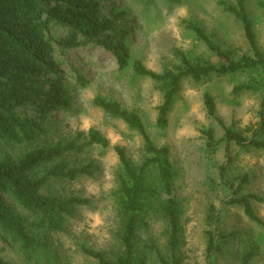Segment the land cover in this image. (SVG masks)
<instances>
[{"label": "rangeland", "instance_id": "1", "mask_svg": "<svg viewBox=\"0 0 264 264\" xmlns=\"http://www.w3.org/2000/svg\"><path fill=\"white\" fill-rule=\"evenodd\" d=\"M101 1L107 14L113 2L128 13L131 65L120 70L114 55L99 46L72 54L70 60L78 71L68 67L66 70L73 76L70 79L73 110L55 113L48 133L33 143L0 149V156L9 153L21 157L31 149L54 146L61 141L77 138V143L83 144L89 140L88 132L92 128L109 140L107 148L94 144L81 152L65 154L66 162L72 167L94 162L97 168L93 175L52 178L45 185L47 194L63 198L77 196L88 199L89 203L76 206L62 231L40 232V237L55 253L43 264H99L83 252L82 246L104 251L111 259L122 253L125 218L117 204L116 172L120 161L115 147H124L128 157L141 165L146 158L144 140L123 120L97 106L98 96L137 111L155 144L169 146L170 159L177 172L174 196L182 210L178 246L172 248L171 228L156 213L139 225L135 238L137 256L145 259L146 264H162L159 252L169 260L178 257L181 264H243V254L253 248L255 256L249 264H264V228L246 214L244 204L232 202V199L247 197L264 221V148L241 146L223 139L226 126L249 139L264 141V132L260 130L263 90L235 92L236 86L253 78L262 80L264 74L258 70H242L213 74L198 82L185 77L168 116V125L162 130L156 122L163 93L154 80L136 75L132 66L139 59L149 69L162 72L180 64L179 52H193L219 62L187 28L185 21L201 25L234 58L253 56L241 22L225 11L218 0ZM226 1L236 3V0ZM247 9L254 23L257 44L264 52V0H247ZM76 73L88 81L87 86L76 82ZM207 92L215 99L217 117L210 116L206 110ZM209 128L214 129L216 139L221 141L215 150L208 145L204 134ZM212 234L219 249L210 253ZM0 257L8 264H33L18 247L1 242Z\"/></svg>", "mask_w": 264, "mask_h": 264}, {"label": "trees", "instance_id": "2", "mask_svg": "<svg viewBox=\"0 0 264 264\" xmlns=\"http://www.w3.org/2000/svg\"><path fill=\"white\" fill-rule=\"evenodd\" d=\"M218 2L241 22L253 56L234 58L201 25L185 21L187 28L218 57L219 62L193 52H179L180 64L162 72L149 69L139 59L132 63L136 75L151 78L163 93L156 122L162 130L168 125V116L185 77L198 82L213 74L251 69L264 74V52L257 44L247 0ZM110 8V13H105L101 0H0V149L7 145L33 143L48 133L55 113L73 110L74 94L70 82L73 76H69L66 70L68 67L78 71L70 60L72 54L99 46L114 55L120 70L131 65L128 13L120 10L114 2ZM76 82L82 87L88 83L77 73ZM260 89L264 94V75L262 80L253 78L236 86L235 92ZM204 103L208 114L217 117L216 102L211 93L205 94ZM95 104L142 136L146 158L141 165L136 164L124 147H115L120 161L116 172L117 204L125 218L122 253L111 259L104 251L87 246H82V250L99 264H146L145 259L136 254L135 238L139 225L150 215L158 213L167 220L172 248H176L179 242L182 210L174 196L177 172L170 159V148L155 144L137 111L101 96L96 97ZM260 117V130L264 132V95ZM224 129L223 139L226 141L264 148L263 140L249 139L232 127L225 126ZM204 134L208 145L215 150L221 141L216 139L214 129L209 128ZM88 137L83 144H78L76 138L31 149L21 157L9 153L0 156V242L18 247L33 264H43L44 260L55 255L40 237V232L62 231L67 219L74 215L76 206L89 203L86 198H63L44 192L45 185L52 178L75 179L79 175H93L97 168L94 162L72 167L65 160V154L81 152L90 145L109 147L108 138L97 129H90ZM232 202L244 204L246 214L264 228V221L257 216L247 197L232 199ZM218 249V241L212 234L208 251L212 253ZM254 256L253 248L246 251L242 256L243 264H249ZM158 257L162 264H181L176 256L169 260L159 252ZM0 264L8 262L0 257Z\"/></svg>", "mask_w": 264, "mask_h": 264}]
</instances>
